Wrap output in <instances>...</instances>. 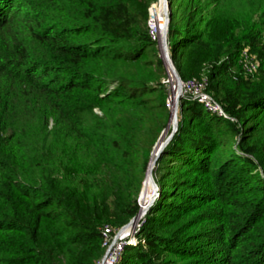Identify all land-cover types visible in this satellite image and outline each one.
I'll return each instance as SVG.
<instances>
[{"label":"trees","instance_id":"trees-1","mask_svg":"<svg viewBox=\"0 0 264 264\" xmlns=\"http://www.w3.org/2000/svg\"><path fill=\"white\" fill-rule=\"evenodd\" d=\"M243 1L257 20L229 16L224 0H170L177 70L186 80L210 68L229 117L181 99L160 197L116 264H264V0ZM151 2L0 0V264H98L105 225L114 234L139 213L170 119ZM246 46L253 75L235 69ZM57 163H71L66 187ZM91 165L113 176L97 213L73 185Z\"/></svg>","mask_w":264,"mask_h":264},{"label":"rangeland","instance_id":"rangeland-1","mask_svg":"<svg viewBox=\"0 0 264 264\" xmlns=\"http://www.w3.org/2000/svg\"><path fill=\"white\" fill-rule=\"evenodd\" d=\"M224 1H226L225 2V9L224 10H225L226 14H228L229 16H231V15L234 16V14H236L238 16H242L241 15L242 14V11L241 10L245 9V10H247V13H248L246 16L251 17L253 20H257V19H255V11L252 10L247 5V2L246 1H243V2H242V0H240V2H239V0H224ZM159 3H160V0H152L151 4L148 7L149 16H151V14H150V11L151 10L150 9H152L155 6H158ZM152 12H154V10H152ZM162 29L163 30H161V31L164 34L165 27H162ZM169 29H170V26H169ZM243 49H248V47L246 46ZM159 51H160V47H159ZM240 57H241V54H240ZM240 57H239V60H240ZM235 69H237V72L240 75L248 74V73H245V71H244V69L241 66V64H240L239 61H238V67H236ZM239 69H241V71H239ZM209 72H210V68L209 69H205L199 75H196L195 77H209V75H210ZM248 75H250V74H248ZM171 78L172 77H170L169 74H168L167 78L164 80L167 83V87H169L170 91L172 90L171 88L173 87V84H175V81H173ZM177 91H178V89L175 90V94H177ZM182 98H183V96H182ZM95 111L98 114L102 115V111L99 110L98 108L95 109ZM170 113H171V108H170ZM172 113H173V116H171V120H172V123H173L174 122V118L173 117H174V113H175V108L173 109ZM179 119H180V117H179ZM171 120H170V128L167 131V133H170V131H171L170 129L172 128V126H171ZM152 156H153V154L151 155V159H150V162L148 164L147 170L144 173L143 181H142V186H141V191L138 194V201H139L140 205H142L141 204L142 194H143L144 185H145V183L147 181V178H148V174H150V177H151V172L149 173V170H150V168L151 169L153 168V166H152V164H153L152 163V161H153L152 160ZM42 164H44V163H42ZM85 164H90V163H85ZM157 166H158V163L153 168L152 172H153L155 181L158 184V181H157ZM66 167H70L71 168V163H68L67 165H64L62 163H57V168H54L53 166L51 167V169H52L51 170L52 171V176H55V178H57L56 180L57 181H60L63 187H66L67 186V182L66 181L68 180V179L65 178V176L63 174V173H66L65 172L66 171L65 170ZM110 169H111V171L115 172L117 168L112 167ZM108 172H110V171L107 168V169H105L102 172V174H99L100 173L99 168H98V171H97V170H95V166L92 167V165H91V166H89V167H87L85 169V171H84L85 175H83L81 177H76L75 182H74L73 185H76L79 188H81V189L84 190L83 195L81 197L82 198L81 205L83 206V210L85 212H87V213H89V212L90 213H97L100 210V207L96 204V200L93 201V199H96L99 194L107 193V184L106 183H110L111 182V181L109 182L108 178H113L112 173H111V176L112 177H110L109 176L110 173L108 174ZM84 173H82V174H84ZM159 197H160V192H159L158 198ZM155 202H154V204H155ZM143 219H141L140 222H142ZM130 220L127 223H129ZM127 223H125L124 225L116 228L115 229V233H117ZM106 250H107V247L105 246V252H104L103 256L101 257V259L98 261V264H100L102 258L104 257V255L106 253ZM170 256L171 255L164 256V257H170Z\"/></svg>","mask_w":264,"mask_h":264},{"label":"built area","instance_id":"built-area-1","mask_svg":"<svg viewBox=\"0 0 264 264\" xmlns=\"http://www.w3.org/2000/svg\"><path fill=\"white\" fill-rule=\"evenodd\" d=\"M156 9L157 6L150 9L151 16L149 19V28L152 39L154 41L160 42L161 20H159V17L157 18L155 15ZM152 10H154V12H152ZM239 62L245 73L251 75H253L259 68V61L256 55L252 54L249 49H242ZM182 87L183 98L186 97L202 103L205 108L213 113L218 114L219 116L229 117L222 104L213 96V94L209 92V77H190L186 80H183ZM140 226L141 222L139 221L135 228H133V232L131 234H126L124 232L122 236H120L118 239H115L116 233L114 232L113 234L112 227L110 225H105L103 229L104 246L107 248L111 246V250L108 253L105 264H116L126 245H137L139 243L136 234L139 231Z\"/></svg>","mask_w":264,"mask_h":264},{"label":"water","instance_id":"water-1","mask_svg":"<svg viewBox=\"0 0 264 264\" xmlns=\"http://www.w3.org/2000/svg\"><path fill=\"white\" fill-rule=\"evenodd\" d=\"M166 12H167V16H166V26H167V30L164 34V37L162 38V40L160 42H158V45L160 47V55L165 63L167 72L168 71H172L174 78H172L173 81H175V84H173V87H177L178 88V95L176 98V106H175V113H174V122H173V126L170 129V133H167V131L169 130V126H170V120H171V116H172V109H171V113H170V119L169 122L166 126V128L164 129L161 137L159 138L158 142L156 143L154 150H153V156H152V166L153 168L156 166L159 158L161 157L165 147L169 144V142L173 139V137L175 136L176 132L179 129V108H180V101L181 98L183 96V87H182V77L179 73V71L177 70L174 61L171 57L170 54V48H169V26H170V21H171V3L170 0H166ZM170 76V75H169ZM168 104L170 107V97L168 100ZM171 108V107H170ZM153 168L149 170V173L151 172V177L154 180V185L156 187L154 195H153V200L151 201V203L145 207V210L142 209V205L140 208L139 213L134 216L129 223H127L125 226H123L117 233L115 236V239H118L120 236H122V234L128 229V228H135V226L137 225V223L143 219L145 217V215L148 213V211L150 210V208L153 206L154 202L156 201V199L159 196V192H160V187L159 185L156 183L154 175H153ZM114 239V241H115ZM111 250V246L109 248H107L106 253L104 255V257L102 258L100 264H105L107 255L109 253V251Z\"/></svg>","mask_w":264,"mask_h":264},{"label":"bare ground","instance_id":"bare-ground-1","mask_svg":"<svg viewBox=\"0 0 264 264\" xmlns=\"http://www.w3.org/2000/svg\"><path fill=\"white\" fill-rule=\"evenodd\" d=\"M166 10H167L166 9V0H160V3L157 6V9L155 10V15L157 18L159 17V20H161L160 21V23H161V28H160L161 40L164 37V34L167 30V26H166L167 12H166ZM162 27H165L164 34L161 31V30H163ZM168 74L170 75V77L174 78L172 71H168ZM171 89H172L171 90L172 92L170 94V107L173 111V109L176 106L175 103H176V98H177L179 91H177V94H175V90H177L178 88L172 87ZM172 116H173V113H172ZM169 128H170V126H169ZM155 189H156V187L154 185V181H153L152 177H150V174H148V178H147V181L144 185L142 200H141L143 210H145V207H147L151 203V201L153 200V195H154ZM132 232H133V228H128L125 231L126 234H131Z\"/></svg>","mask_w":264,"mask_h":264}]
</instances>
